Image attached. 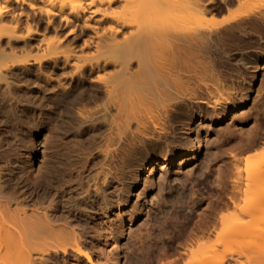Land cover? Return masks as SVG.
<instances>
[{
    "label": "bare ground",
    "instance_id": "1",
    "mask_svg": "<svg viewBox=\"0 0 264 264\" xmlns=\"http://www.w3.org/2000/svg\"><path fill=\"white\" fill-rule=\"evenodd\" d=\"M258 1L261 3L260 0H0V84H4L3 91L11 93L12 97H9L13 98L12 90L16 85L10 80L15 69L25 72L37 65L39 72L35 71L36 75L44 80L43 91L49 97L50 132L59 134L54 141L67 144L70 138L68 118L72 117L77 124L76 134L95 137L98 149L93 171L79 173L76 189H67L65 181L61 184V179L58 180L52 171L43 178L25 176L21 164L10 159L0 147V264H59L69 259H75L79 264H123L119 241L127 226L133 225L141 212L120 217V237H113L111 233L102 236L106 248L100 249V253H97L99 248L96 245L99 238L90 230V223L100 214H116L128 205L130 194L125 179L127 175L140 173L131 168L130 162L141 151L151 149L152 153H157L161 145H166L168 156L165 162L173 161L175 150L181 158L193 151L196 154L201 152L205 140L198 131L199 127L195 139L185 145L172 137L176 125L182 123L181 127L191 133L195 125L191 118L196 119L205 113L216 117L225 112L226 102L223 105L215 98L211 102L209 97L213 91L210 88L206 86L201 93L191 88L190 82L198 72L203 75L199 68H206L200 62L201 55L208 50H221L228 38L241 37L249 23L264 27V11L255 13V8H259ZM219 8L229 11L230 15L228 19L215 23L212 18ZM233 8L235 13L231 11ZM254 13L257 17L245 22ZM32 23L44 27L45 32L34 29ZM65 30V37H73L74 42L86 34L80 49L74 48L76 46L68 48L66 39L60 37ZM50 33L55 34L54 39L48 36ZM23 50H27L25 53L36 50L38 55L34 54L32 60V56H24ZM45 61L49 64V75L42 68ZM243 65L247 66V63L243 61ZM52 71L63 74L58 79L51 76ZM202 79L204 82L205 75ZM26 87L29 86L26 84ZM59 94L67 104L70 116L63 109H57L55 100ZM248 99L249 94H245L241 105H245ZM262 111L255 114V119L264 123L260 116ZM217 118L223 120L222 116ZM262 133L258 130L255 135L240 140L235 151L242 154L256 147ZM174 144L178 147L172 148ZM238 155H232L234 165L231 166L234 168L231 174L224 175L221 168L213 170L215 179L212 184L220 193H217L216 202L211 204L209 200L199 198L200 202L210 206L211 215L191 228V212L182 215L179 207L171 211L170 221L175 226L181 223L186 231L191 228L183 237L171 239L173 243L181 240L182 245H178L184 246V252L162 246L163 254L154 260V264H180V258L188 255L190 264H240L239 258L245 256L241 255L245 242L248 243V253L254 255L249 254L252 259L258 257L254 263L264 264L260 263L264 259V218H260L264 209V164L243 174L242 167H238L241 161ZM148 166L151 173L156 171L151 157ZM207 169L213 168L208 166ZM204 174L201 171L200 176ZM244 183H247L249 201H246L250 207L241 211L243 217L218 215L223 208L230 209L229 206L235 207L241 201L239 197ZM148 187L155 188L154 184ZM163 189L157 191L156 200L167 203ZM63 204L69 207L66 212L61 211ZM188 206L190 211H196L194 200ZM196 217L199 219L200 215ZM160 235L161 239L162 231ZM213 238L216 243L205 247L204 241ZM111 247L114 250L109 253ZM196 247L200 249L194 252ZM149 249V253L154 251L151 247ZM170 257L172 261L168 259Z\"/></svg>",
    "mask_w": 264,
    "mask_h": 264
},
{
    "label": "rangeland",
    "instance_id": "2",
    "mask_svg": "<svg viewBox=\"0 0 264 264\" xmlns=\"http://www.w3.org/2000/svg\"><path fill=\"white\" fill-rule=\"evenodd\" d=\"M260 2L261 3H259L258 1V3H256L259 5V8H255L257 10H255V13L258 12V10L264 11V0H260ZM231 11H234V13L236 12L235 8H233V10L231 9ZM228 12L220 8L217 9V11L215 12L216 15L212 18L213 22L220 23V21H224V19H226L230 15V12ZM255 13L249 18L245 19V22L253 21V19L257 17L255 16ZM31 25L34 29L39 28L42 33L45 32L44 27L38 26L34 23H32ZM246 30V33L239 38H228L221 46V50H208L206 54L201 55L202 58L200 62L205 64V70L207 71L199 68L198 70H201L203 75H201V73L197 71V77L190 82L191 88L201 93L204 92L207 87L210 88V90L213 91V96L211 95L212 97H209L210 101L212 99L211 102H214L215 99H218V101L223 103V105H225L224 103L226 102V106H224L225 112L218 113V116L216 115V117L213 116L215 114L205 113L204 116L198 117L196 119L191 118V120L195 122L196 125H194L191 133H187L181 127L183 126L181 125L182 123H177V130L172 137L177 139L178 141L184 142L185 145H188L190 141H193L195 139V135L200 132L205 140L204 147L202 148L201 152L199 154H196L195 151H193L188 153L185 158H181V154H179L175 150L173 151V161L165 162L167 161L168 156V151H165L167 150V146L161 145V149H159V152L157 153H152L151 149H147L141 151L137 158H133L130 162V164L132 165L131 168L138 169L140 173L138 175H127L128 178L125 179L126 187L129 189L128 193L130 194V201L128 205L122 209V212H118L109 216L104 214L96 216V218L89 225V227L91 226L90 230H93L92 232L95 234V237L99 238L96 240V245L99 248V252L97 253H100V249L106 248V242L101 238L102 236L111 233L113 237H120V232L122 229L119 220L120 217L127 214L136 215L137 212H141V215L138 217V219L135 220L133 225L127 226L128 228L125 235L119 241L121 245L120 252L122 253L123 264H154V260L161 257L159 255L163 254L162 252L163 248H165L164 246H169L171 250L173 249V251L174 249L178 248L177 250L179 251V253L184 252V249H182L184 246L182 247V244L180 243L181 240L173 243L174 241H172L171 239L173 237L177 239L183 237L184 233L187 234V231H189L192 227H195L194 223L202 222L203 219L211 215L212 210L210 206H208L204 201L200 202V199H207L211 204H214L217 200V193L219 192H217L218 190L215 187V184H212L214 183L215 179L213 170L216 171L218 168H221V170L224 172V175L231 174V171L234 168L233 166H231V164L234 165V161L232 159L233 154H240L238 155V157L241 161L238 164V167H242L241 170L243 174H245L244 172H246L248 169L253 170L258 166H263L264 133H262L263 135L261 137V140L258 142L256 147L252 148L251 150L245 151L242 154L239 153V151H235L237 150V146L239 145L238 142L240 140L242 142L244 139L255 135L254 133H256L258 130H262L264 132L263 121H256L255 119V114L260 110H263L260 116L262 119H264V27L249 23L248 25H246ZM77 34L79 35L80 31L77 32ZM48 36L51 39L55 38L54 33H50L48 34ZM65 36L66 30L65 33L62 32L60 34V37H62L63 40L66 39L65 43L66 45H68V48H73L74 46H76L74 48H79V45H82L81 43L83 39L87 38L86 34H84V37H80V39L74 42L73 37L68 38ZM18 51L20 52V50ZM25 51L27 50H23L22 52L25 53ZM37 53L38 52H36V50H29L24 54V56H26V58H30V56H32V60H34V54ZM243 61L247 63V66L243 65ZM46 62L47 61H45L42 68L43 71L46 72L47 75H49V64ZM198 62L199 61L197 60V63ZM248 67L251 68L249 69ZM37 70L39 72V68L37 65L29 67L25 72H21L19 68L15 69V75L10 80V82L13 81L12 83L16 85L12 90L14 99L11 98V93L9 95L8 92L7 94L5 91H3L4 84H0V147H2V152H7L10 159L21 164V172L25 176H31V178L33 179L43 178L49 175L46 173H50L52 171L57 174L56 177L58 178V180L61 179V184H63V182L65 181L64 186L67 189H76L79 183V178L77 177V175L79 173L89 174L94 169V161L96 162L98 153L96 145L97 139L93 136L84 134L78 136L76 134L77 124L72 117H69L67 130L69 131V133H71L70 135L68 133V138H70L68 139L69 141L67 142V144H69L70 146H68L66 143V145L64 143H59V140L58 142L54 141V139L56 140V138L54 137L58 136L59 134L56 135L50 132V127L48 124L49 118L47 115L49 113V108H47L49 107V97L47 98V95L44 94V80L36 75L35 71ZM60 72L61 71H52L50 73L51 76H55L60 79L61 74H63L62 72ZM199 73L201 76L199 75ZM205 73L207 74V77ZM204 75L205 80L203 82L202 78L204 77ZM40 83L41 86H39ZM26 84L29 87H26ZM219 89L222 91L219 92ZM5 93L7 94V96L4 95ZM38 93L40 94V96ZM30 94L32 95L30 96ZM245 94H249V99L245 105H241ZM26 95L28 96L26 97ZM15 98H17L18 101H16ZM11 99L12 102L9 103ZM20 101H24V104ZM40 101L43 104L40 103ZM227 101H229V104H227ZM55 104L57 106V109H63V111H65L66 113L68 112L67 104L63 100L61 94H59V96L56 98ZM205 108H208V106H206ZM13 115L15 118L13 117ZM67 115L70 116L69 113H67ZM220 116H222L223 120L217 118ZM185 123L188 122L185 121ZM197 128L199 132L197 131ZM195 132L198 133L196 134ZM73 138L79 139L80 141H77ZM57 139H59V137H57ZM53 147L56 148L54 149ZM176 147H178V144L172 145V148ZM148 153L149 155H147ZM150 157L153 160L154 168L156 170L154 173H151V171H149L148 164ZM244 158L248 159L249 161H244ZM208 166H210V168H213L212 170L210 169L212 172L207 169ZM201 171L205 172L203 176H200ZM59 173L60 175H58ZM64 174L66 175L64 176ZM163 176H166L165 181L163 180ZM161 177H163L162 181H160ZM177 178H179V180H177ZM165 182L168 183L164 184ZM150 184H154L155 188L153 190H151V187H148ZM244 184L245 185H243L242 187L244 190L242 189V195H240L239 197V200L241 201H238L235 207L229 206L230 209L227 207L223 208V212L221 213L222 210H220L218 215L223 214L222 217L226 216L227 218L235 217L236 215L241 217L243 215L242 213L244 212L241 213V211L246 210L249 206L246 201L247 197H249V194H247L248 187L246 185L247 183ZM161 187L164 188L163 197L166 198L167 203H163L162 201L159 202L158 200H156L157 191H159ZM172 188L175 190H173ZM75 191L76 190L73 191L74 194ZM197 199H199V201ZM193 200L196 203V211L194 210V212L190 211L188 208V205H191V202H193ZM247 200L249 201V199ZM198 202H200V204ZM158 204H160L162 207H160V205ZM177 204H179V206ZM176 207H179V211H181L182 215L191 212L190 214L192 222L190 227H192L189 230L186 231L181 223H178L175 226V223L173 221H170L169 215L172 214ZM68 209L69 207L65 206V204L61 206V211L63 212H66ZM202 210L203 212H201ZM198 215H200L199 219L198 217H196ZM202 215L204 216L202 217ZM164 217H167L166 220H168L166 221ZM260 218H264V209L261 210ZM92 223L93 226L91 225ZM157 227L159 228V230L157 229ZM129 228L130 230H128ZM149 230L151 232H149ZM161 231L162 237L160 239L159 237L161 236ZM163 231L166 235H168L166 236ZM153 234L155 235V239L153 238ZM153 240L156 242H154ZM159 240L161 241L159 242ZM211 240L204 241L205 243H202L205 247H211L216 243V238H213ZM162 243H164V245ZM178 244H181L180 247ZM142 247L144 248V250L141 249ZM150 247L154 251L149 253ZM193 249L195 252L198 251L200 247H196V250L195 248ZM243 249L244 251H242V254H240L245 255L246 257H237V259L239 258L240 260H238L241 261L242 264H255V258L258 257L256 256L252 259V257L250 256L252 255L251 252L248 253V243L245 242L243 244ZM113 250L114 248L111 247L109 248L108 252L111 253L113 252ZM245 251H247V254L244 253ZM189 257L190 256L188 255L186 257L180 258V264H190L191 257ZM175 258L176 256L173 257V259ZM168 259L170 261L173 260L172 257ZM263 260L264 259L260 260V263L264 262ZM233 261H235V259H233ZM246 261H249V263H247ZM256 261L259 262V259H256ZM59 264H79V262L77 263L75 259H69L66 262L61 261L59 262Z\"/></svg>",
    "mask_w": 264,
    "mask_h": 264
}]
</instances>
